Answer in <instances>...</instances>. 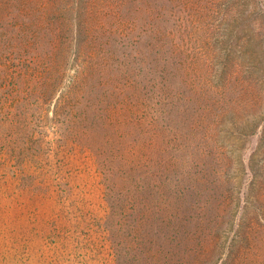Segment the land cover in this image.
Instances as JSON below:
<instances>
[{
	"label": "rangeland",
	"instance_id": "1",
	"mask_svg": "<svg viewBox=\"0 0 264 264\" xmlns=\"http://www.w3.org/2000/svg\"><path fill=\"white\" fill-rule=\"evenodd\" d=\"M71 1L0 0V264H264V148L248 167L264 127L211 123L231 101L197 96L206 24L168 0H109L99 45L50 92L48 24ZM252 65L255 96L241 82L232 100L246 118L264 113Z\"/></svg>",
	"mask_w": 264,
	"mask_h": 264
},
{
	"label": "trees",
	"instance_id": "2",
	"mask_svg": "<svg viewBox=\"0 0 264 264\" xmlns=\"http://www.w3.org/2000/svg\"><path fill=\"white\" fill-rule=\"evenodd\" d=\"M72 1L73 3L68 6L70 17H67L65 13L61 20L58 18L55 22L50 21L48 24L49 27L55 25V33H52L51 35V46L53 49L55 48L57 52L59 51L57 60L58 66L56 68L57 71L53 75V79H51V86H49L50 92L55 91V88H57L58 85L57 83L63 80L65 76L64 70L69 64L71 53H73L75 59L78 60V67L81 69L84 65H81L80 62L84 63L86 54H89L90 50H95L94 47L97 44L99 45V38L93 34L94 32H92L93 24L95 22L94 18L95 15H98L101 11L100 6L109 0ZM125 1L126 0H120L119 3L123 4ZM143 1H145L146 4L152 2V0ZM168 2L172 5L177 3V5L172 8L175 11L183 5L186 6V9L189 7L190 11L194 13L193 18L196 20V24H206L204 31H201V33L206 34L205 44L206 50L209 51V62L203 64L204 73L202 72L201 78L204 82L203 90L200 94L198 92L197 96L203 98L204 101H208L221 95V98L231 101L227 107L228 109H223L209 117V119L214 117V120L212 119L211 123L215 126L227 124L232 127H255L251 131L249 130L248 133L253 135L256 134L260 127H264V118L261 117L264 116V113H259V115H255L251 118H246L245 116L241 117L240 111L237 110V104H234L232 100L238 92L236 85L241 82L244 83L242 94L247 98L249 96L251 98L255 96L256 89L247 83L248 81L244 76V71H242L244 65L247 63L250 64V62L253 64L252 69L251 71L247 70L250 74L253 73L259 76L257 85L262 86V89L264 90V57H262L261 54V48H264V0H168ZM156 4L157 3H155V5ZM190 4L192 7L189 6ZM252 4V13L261 18V21L259 20L256 24L248 19H242L246 14L245 12H248V9L251 8ZM245 5L247 6L246 11ZM148 8H146V11ZM152 10L153 8H151V11ZM124 22L127 23V20ZM151 26L152 23H149L147 26V32L151 31ZM198 27L199 26L197 25V30ZM151 34H153V32H151L150 35ZM213 42L220 46L219 51L215 53V55L212 54ZM152 47H155L153 43L151 44V48ZM254 60H257V67L254 65ZM156 87L159 88L158 84L155 88ZM166 93L170 92L167 91ZM215 93L216 95L209 99L211 94ZM156 96L158 100L159 96ZM161 99L163 100V97ZM163 103L164 101L159 104L158 101L157 104H153V107L155 110H160L164 106ZM158 105L160 106V109L157 108ZM199 107L200 108H197L196 112L199 111L201 116L204 115V111L208 112V108ZM241 118H244V120L241 123H238V120ZM213 139L215 143L218 142L219 145L228 147L230 146L228 144H230L232 136L231 140L226 143L217 131V133H214L212 136V140ZM263 148L264 128L260 132L257 147L249 158L248 167L249 169H252L251 172H254L253 163L255 156L256 154L261 153Z\"/></svg>",
	"mask_w": 264,
	"mask_h": 264
}]
</instances>
